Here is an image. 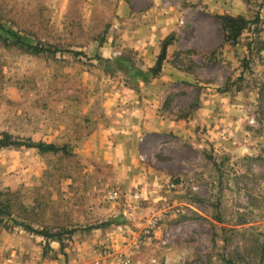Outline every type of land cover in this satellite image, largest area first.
<instances>
[{"label":"rangeland","instance_id":"1","mask_svg":"<svg viewBox=\"0 0 264 264\" xmlns=\"http://www.w3.org/2000/svg\"><path fill=\"white\" fill-rule=\"evenodd\" d=\"M3 133L0 264H264V0H0Z\"/></svg>","mask_w":264,"mask_h":264},{"label":"trees","instance_id":"2","mask_svg":"<svg viewBox=\"0 0 264 264\" xmlns=\"http://www.w3.org/2000/svg\"><path fill=\"white\" fill-rule=\"evenodd\" d=\"M217 18L220 20V27L223 32V39L225 41H230L233 43L241 35L242 30L249 22L247 19H245L242 16L233 17L229 15H217ZM15 38H16L14 41L15 44L25 46L27 50H29L34 54H41L46 52L55 53L58 51L57 49H51L50 47H46L41 44L33 45L30 43L22 42L18 37ZM164 43H166V41H164ZM164 53H165V47L163 46L160 56L158 58L157 67L154 70H158L160 68V63L164 56ZM5 147L34 148L37 149L40 153H45V152L57 153L63 150V147L55 145L53 143H44L40 141L34 142L30 140H19L9 133H3L0 136V148H5ZM108 224L109 222H101L98 224L90 225L82 229L83 230L98 229V228H103ZM20 225L23 227V229L41 235L46 239L59 236L58 233H51L46 230H37L24 223H20ZM71 232L72 231H70L69 233Z\"/></svg>","mask_w":264,"mask_h":264},{"label":"built area","instance_id":"3","mask_svg":"<svg viewBox=\"0 0 264 264\" xmlns=\"http://www.w3.org/2000/svg\"><path fill=\"white\" fill-rule=\"evenodd\" d=\"M108 196L110 198H116L118 196V191L116 189H112L111 191H109ZM135 196L137 197V195H135ZM93 264H98V261L97 260L94 261Z\"/></svg>","mask_w":264,"mask_h":264}]
</instances>
